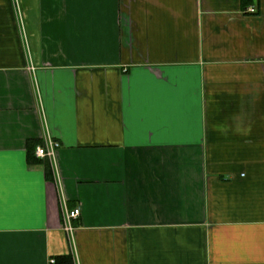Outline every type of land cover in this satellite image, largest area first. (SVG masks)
I'll list each match as a JSON object with an SVG mask.
<instances>
[{
	"label": "crops",
	"instance_id": "0c3cea01",
	"mask_svg": "<svg viewBox=\"0 0 264 264\" xmlns=\"http://www.w3.org/2000/svg\"><path fill=\"white\" fill-rule=\"evenodd\" d=\"M69 254L264 264V0H0V264Z\"/></svg>",
	"mask_w": 264,
	"mask_h": 264
},
{
	"label": "built area",
	"instance_id": "2783aa9c",
	"mask_svg": "<svg viewBox=\"0 0 264 264\" xmlns=\"http://www.w3.org/2000/svg\"><path fill=\"white\" fill-rule=\"evenodd\" d=\"M59 143L54 141L51 136L45 140V144L38 145L36 148V154L42 158H49L54 160L56 158L57 148ZM64 200V199H63ZM64 204V214H63V227L62 229L67 235L68 242L72 248L73 253L75 254V227L72 224V221L77 218L80 214L79 208L68 209ZM52 263H55V259H51Z\"/></svg>",
	"mask_w": 264,
	"mask_h": 264
},
{
	"label": "trees",
	"instance_id": "16d2710c",
	"mask_svg": "<svg viewBox=\"0 0 264 264\" xmlns=\"http://www.w3.org/2000/svg\"><path fill=\"white\" fill-rule=\"evenodd\" d=\"M41 142L42 141H39V140H29L27 142V158H28V161L31 163L38 162V163L44 164L46 172H48L47 168H50L48 159L37 157L35 153L36 145ZM53 264H74V262L70 254L69 255H58L55 257V263Z\"/></svg>",
	"mask_w": 264,
	"mask_h": 264
}]
</instances>
